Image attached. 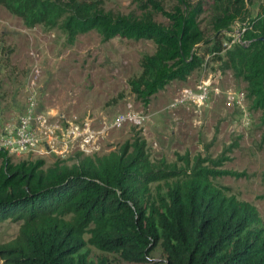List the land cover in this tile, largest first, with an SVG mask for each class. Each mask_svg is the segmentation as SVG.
Segmentation results:
<instances>
[{
	"label": "trees",
	"instance_id": "16d2710c",
	"mask_svg": "<svg viewBox=\"0 0 264 264\" xmlns=\"http://www.w3.org/2000/svg\"><path fill=\"white\" fill-rule=\"evenodd\" d=\"M173 1L166 10L159 0H144L139 16L114 14L101 0H0V5L27 27L60 26L69 42L91 30L104 41L152 40L154 52L142 57L140 74L128 81L131 91L148 103L203 62L201 1ZM246 3L222 0L221 13L211 22L217 35L244 19ZM260 8L245 31L247 44L227 50L225 64L247 83L254 107L264 116V5ZM153 12L167 23L155 21ZM217 43L210 50L219 51ZM177 160L181 166L150 161L140 138L72 164L44 166L42 159L14 163L0 152V222L22 221L17 236L0 245V261L112 264L107 257L92 259L86 248L91 245L128 264H264L259 211L213 181L240 173L221 168L224 156L184 154ZM158 243L164 261L150 258Z\"/></svg>",
	"mask_w": 264,
	"mask_h": 264
},
{
	"label": "rangeland",
	"instance_id": "374dc122",
	"mask_svg": "<svg viewBox=\"0 0 264 264\" xmlns=\"http://www.w3.org/2000/svg\"><path fill=\"white\" fill-rule=\"evenodd\" d=\"M101 1L102 7L114 14L139 16L142 13L139 6L144 0ZM159 1L166 10L175 3L173 0ZM198 1L190 0L191 3ZM200 1L204 11L199 21L205 38L199 50L203 55L202 65L185 80L169 82L151 96L148 103L131 91L128 81L140 74L142 57L154 52L156 46L152 40L114 37L104 41L95 30H91L69 42L60 26L36 24L27 27L0 5V122L13 121L21 114L26 104L30 73L38 67L41 71L37 84L41 108H57L70 116L90 112L96 118L105 115L109 121L131 103L144 116L143 127L125 124L109 129L94 155L117 150L125 141L140 138L145 141L148 157L154 163L164 161L181 166L177 157L184 154L214 159L224 156L227 160L221 168L240 175L220 176L213 180L214 183L225 187L228 194L252 203L264 224V116L262 110L254 107L247 83L226 66L225 53L214 54L210 50L217 41L221 47L222 38H226L217 35L211 24L221 13L219 5L222 0L218 3ZM245 1V17L239 20L251 22L264 0ZM152 16L157 22L167 23L161 13L153 12ZM207 76H212V88L199 115L192 107L186 108V101L175 109L170 108L179 90L193 86ZM233 91L245 93L242 106L228 98V93ZM230 145L233 146L228 151ZM80 157L81 152L73 148L62 155L50 152L44 158L24 160L42 159L44 166H48L55 161L72 164ZM21 223L9 219L0 222V245L17 236ZM86 248L92 259L107 257L112 264H128L116 254L100 251L91 245ZM150 258L165 260L160 243L150 252Z\"/></svg>",
	"mask_w": 264,
	"mask_h": 264
},
{
	"label": "built area",
	"instance_id": "2783aa9c",
	"mask_svg": "<svg viewBox=\"0 0 264 264\" xmlns=\"http://www.w3.org/2000/svg\"><path fill=\"white\" fill-rule=\"evenodd\" d=\"M249 27L250 22L246 20H234L227 30L221 31L226 38H222L221 49L213 53H225L236 45H246L248 40L244 39V34ZM40 75V69L34 67L30 73L26 104L21 114L13 121L0 122V152L12 160L44 158L50 152L62 155L73 148L81 152L82 156H93L99 151L109 129L120 128L125 124L144 126V116L131 103H127L126 109L116 113L109 121L105 115L96 118L90 112L83 116H70L57 108H41L37 88ZM211 85L212 76H207L193 86L183 87L173 98L170 108L186 101V108L192 107L199 115L201 106L210 97ZM228 98L242 106L245 93L229 92Z\"/></svg>",
	"mask_w": 264,
	"mask_h": 264
},
{
	"label": "water",
	"instance_id": "95a60500",
	"mask_svg": "<svg viewBox=\"0 0 264 264\" xmlns=\"http://www.w3.org/2000/svg\"><path fill=\"white\" fill-rule=\"evenodd\" d=\"M262 39V38H261Z\"/></svg>",
	"mask_w": 264,
	"mask_h": 264
}]
</instances>
